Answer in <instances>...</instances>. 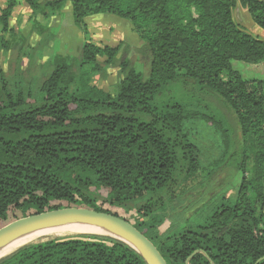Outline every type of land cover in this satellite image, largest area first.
<instances>
[{
  "label": "trees",
  "instance_id": "trees-1",
  "mask_svg": "<svg viewBox=\"0 0 264 264\" xmlns=\"http://www.w3.org/2000/svg\"><path fill=\"white\" fill-rule=\"evenodd\" d=\"M66 1L85 36L78 51L48 57L24 81L9 83L0 69V227L28 210L83 207L134 218L167 264H264V79L232 64L264 63V40L233 20L236 0H5L0 52L38 64L33 58L56 39L48 22ZM238 1L264 29V0ZM18 6L41 37L35 49L11 24ZM95 14L128 20L141 44L88 38ZM109 67L118 68L114 91L92 79ZM203 130L221 141L213 167L202 164ZM223 168L239 175L237 198L202 199ZM0 259L147 264L126 243L94 234L31 242Z\"/></svg>",
  "mask_w": 264,
  "mask_h": 264
},
{
  "label": "rangeland",
  "instance_id": "rangeland-1",
  "mask_svg": "<svg viewBox=\"0 0 264 264\" xmlns=\"http://www.w3.org/2000/svg\"><path fill=\"white\" fill-rule=\"evenodd\" d=\"M4 2L5 0H0L1 5H3ZM29 14L30 12L26 7H16L12 14L11 24L16 30L19 29L24 35L28 33V43L33 49H35V47L38 46L41 37L36 32L29 33L31 27ZM232 18L245 31L264 40V29L253 22L248 11L239 4L238 0H236V6L232 10ZM86 22L88 23L89 29L88 38H91L97 43L113 46L122 41L126 44H130L131 47H136L141 44L137 33L132 31L130 22L124 18H119L113 14H97L96 16L88 18ZM48 23V26L51 27L50 29L56 32V39L53 41L50 40L47 44L48 46L41 48L42 50H39L40 47L38 48L41 52L33 58L34 62H36V57H39L37 58L38 64H31L28 66L29 58L27 57H23L19 62H16L14 57L16 53L14 50L12 53L9 51L0 52V69L6 71L9 83L15 82L14 80L24 81L25 79H31L32 75L38 77L40 72L39 63H43L48 57H52L57 53L75 54L80 48L85 36L82 31L74 25L71 3L69 1L64 2L60 13L50 19ZM133 51L131 54V62L134 63L138 69L146 70L145 64L140 60L137 61V56ZM232 64L235 68L240 70L242 75L246 78L257 77L264 79V63L249 64L239 60H233ZM117 70L118 68L116 67H109L104 74H93L92 79L98 87L107 91H114L115 83L119 74ZM198 141L203 150L202 164L207 168L211 167V165L213 167L221 158L220 139L215 132L203 130ZM205 174V171H203L196 176V189L205 184V180L207 179ZM238 176V174L234 173L233 168H223L218 170L212 180H210V184L209 181L205 184L206 187L203 189L201 196L202 199H207L211 196V193L214 195V193L217 192L218 195L214 200L219 199L220 197H224L226 200H235L237 198L240 182ZM244 177L249 178L250 173H245ZM102 193H104V191ZM260 211V209L257 210V214L260 213ZM31 212L32 210H28L27 214H32ZM189 218L191 221H197V218L194 215H191ZM129 221L134 224L135 219L129 217ZM166 225H168V221H165L162 229Z\"/></svg>",
  "mask_w": 264,
  "mask_h": 264
},
{
  "label": "water",
  "instance_id": "water-1",
  "mask_svg": "<svg viewBox=\"0 0 264 264\" xmlns=\"http://www.w3.org/2000/svg\"><path fill=\"white\" fill-rule=\"evenodd\" d=\"M59 223L100 224L117 233L121 238H112L120 240L135 249L147 264H167L152 241L130 221L111 213L83 207H65L44 211L30 214L10 222L0 227V246L28 231L49 227Z\"/></svg>",
  "mask_w": 264,
  "mask_h": 264
},
{
  "label": "bare ground",
  "instance_id": "bare-ground-1",
  "mask_svg": "<svg viewBox=\"0 0 264 264\" xmlns=\"http://www.w3.org/2000/svg\"><path fill=\"white\" fill-rule=\"evenodd\" d=\"M71 234H94L121 238L117 233L113 232L109 228L96 223H59L49 227L28 231L0 246V257L5 254L8 255L18 248L31 242L60 236L62 237Z\"/></svg>",
  "mask_w": 264,
  "mask_h": 264
}]
</instances>
